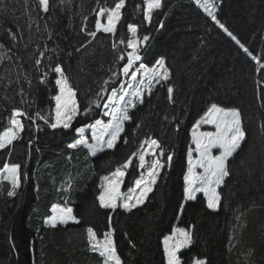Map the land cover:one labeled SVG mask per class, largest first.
I'll return each instance as SVG.
<instances>
[{
	"label": "trees",
	"instance_id": "16d2710c",
	"mask_svg": "<svg viewBox=\"0 0 264 264\" xmlns=\"http://www.w3.org/2000/svg\"><path fill=\"white\" fill-rule=\"evenodd\" d=\"M49 2L47 14L32 10L36 0L0 3V43L10 49L7 55L12 57L0 63V132L8 126L13 108L29 116L39 112L54 117V96L58 94V77L52 71L55 66L63 67L70 77L83 111L109 77V68L118 70L126 63V59L116 60L110 34L98 33L86 49L76 51L90 39L81 31L83 24L94 30L96 0ZM137 4L139 9H135ZM162 5L149 24L143 19L145 0H126L116 39L124 37L125 44L118 47L126 56L131 51L126 47L131 36L129 23L139 26L140 38L149 36L139 44L141 59L134 67L144 64L151 68L163 57L175 103L167 99V84L155 86L151 95H145V102L131 110L132 120L125 123L117 146L95 157L83 147L69 149L67 145L78 139L75 128L96 120L109 122L102 106L93 104V110L78 116L69 130H52L44 120L33 123L21 117L25 130L11 146L10 159L8 149L0 150V167L6 160L21 166V186L15 195H8L12 187L0 179V264H102V258L89 250L85 231L89 226L98 238L110 227L115 230L114 241L123 264H166L163 237L174 227L188 229L192 225L194 243L180 252L182 264H191L194 257L207 258L208 264H264V0L217 2L218 19L260 58V63L244 53L192 0H162ZM9 28L23 34L15 47L7 36ZM45 45L48 51L37 68L38 49L43 51ZM44 72H48L47 82L41 83ZM120 80L125 79L121 76ZM112 86L118 87L119 82ZM104 102L106 99L101 105ZM211 103L239 108L247 130L245 142L230 158L232 173L221 190L218 211L208 209L202 197L183 201L193 125ZM148 136L159 140L166 152L174 153L171 167L161 170L143 205L128 212L101 208L97 200L101 177L115 171ZM138 175L136 167L127 172L122 193ZM69 179L72 187L65 192ZM56 205L71 207L80 222L47 227L45 222Z\"/></svg>",
	"mask_w": 264,
	"mask_h": 264
},
{
	"label": "snow or ice",
	"instance_id": "6c2138e0",
	"mask_svg": "<svg viewBox=\"0 0 264 264\" xmlns=\"http://www.w3.org/2000/svg\"><path fill=\"white\" fill-rule=\"evenodd\" d=\"M64 2L65 0H61V3ZM96 2L97 9L93 10L96 15L94 30H88L87 24H83L81 31L90 39L80 44L76 51L80 52L81 49H86L97 38L98 33L110 34L112 37L111 47L116 53V60L123 61L126 59V63L118 70L109 68V77L103 80L95 93V100L86 105L83 111H81L78 104L77 90L74 89L70 77L63 67L55 66L52 71L58 76L55 79V85L58 86L59 91L54 96V117L51 116V113L41 115L39 112L35 116H29L22 109L13 108L8 126L0 132V150L8 149L9 159L11 157V146H13L14 141L22 138L21 134L25 130V124L21 117L31 120L33 123L36 119L44 120L52 130H69L78 116L87 115L93 110V104L96 108L102 106L105 109L103 115L110 117L109 122L105 124L103 120H96L93 124L75 128L74 131L80 134V138L67 145L69 149L83 147L87 149L89 155L95 156L97 152L103 151L105 148L114 149L117 146L122 133L125 132V122L132 120L131 110L145 102V94L151 95L155 85L163 87L167 84V99L170 103H175L174 87L168 84L170 71L166 67L163 57L158 59L151 68L146 67L144 64H140L139 68L134 67L136 62L141 59L138 51L139 44L149 40L148 35H144L142 38L138 36V25L134 23L127 25V31L131 36L127 39L126 47L130 48L131 51L127 52L125 56V53L119 50L118 45L125 44V39L123 36L118 40L116 39L117 26L124 17L123 10L126 8V0H113L112 5L108 4V0H104L103 4L100 3V0H96ZM193 2L231 40L235 41L244 53L250 56L252 60L260 63V58L253 55L237 36L218 19V5L215 0H193ZM0 3H3V0H0ZM145 4L143 19L151 24L154 12L163 6L162 0H145ZM140 7L141 5L137 4L135 9ZM32 10L37 11L38 14L49 13V0H36ZM28 15L31 19V11L28 12ZM102 18L106 22L102 23ZM83 19L87 21V16ZM160 26L163 27V24L161 23ZM28 27L31 30V23ZM6 32L8 38L13 42V47H15V42L23 39L22 33L18 35L11 28L7 29ZM48 38H52L51 33H49ZM8 51L10 49H6L5 45L0 43V63L4 59L9 61L12 59L11 56L7 55ZM38 51L39 56L35 59L37 68L41 65L42 59L48 51L47 46L45 45L43 51L39 49ZM50 59L51 57H49ZM47 76L48 72H44L40 77V82L46 83ZM121 76L126 77L127 80L121 81ZM28 82L31 83V81ZM116 82H119V86H112ZM109 87L111 89L110 94H108ZM20 95H24L23 89L20 90ZM105 99L106 102L101 105V101ZM262 107H264V104H262ZM165 119L167 120L168 117L165 116ZM202 125H212L214 131H200ZM140 127V124L136 125V129ZM178 127L179 125H177ZM86 128H91L93 131L91 143L84 135ZM261 131L264 132V123L261 124ZM246 135L247 130L244 127L243 115L239 108H225L217 103L210 104L204 114L193 125L192 143L195 148L193 149L191 146L188 148L187 171L183 176V201L185 203L195 201L197 193H203L206 198V207L213 211L219 210L222 200L221 190L226 184V178L232 173L230 158H233L237 150L241 148L242 143L246 140ZM31 143L30 140L29 144ZM124 143H128L127 137H124ZM214 150H217L218 154L214 153ZM194 153H196L195 159L193 158ZM147 156H150L151 159L146 160ZM173 156L174 153L166 152L165 147L156 138L148 136L140 141L136 150L131 152L124 162L116 167L115 171L101 177V191L97 197L99 206L104 209H111L114 212L117 208L131 211L138 205L143 204L160 179L161 170L166 166L171 167ZM162 157L166 158L162 160ZM130 166L136 167L139 170V175L134 177L127 191L122 193L121 185L124 183V177ZM20 167L19 164H11L7 160L0 167V179L8 180L12 185V190L8 193L9 196L15 195V190L21 186ZM197 169L201 171H197ZM71 187L72 181L69 179L63 191L68 192ZM252 206L256 207L257 205L253 204ZM183 209L184 203L180 205L181 212H183ZM241 215L243 213L236 216L237 221H239ZM108 219L111 222L110 216ZM69 221L77 224L80 222L73 215V209L71 207L59 208V206H54L53 215L46 223L52 228H56L58 224H68ZM194 227V225L189 226L188 229L174 227L170 235L163 237V254L166 264H182L178 253L194 243ZM85 231L89 250L102 258V264H123L122 258L116 249L114 229L110 227L108 231L103 233L102 238H98L96 231L90 226ZM231 239L230 237V242ZM191 264H208V260L207 258L194 257Z\"/></svg>",
	"mask_w": 264,
	"mask_h": 264
},
{
	"label": "rangeland",
	"instance_id": "374dc122",
	"mask_svg": "<svg viewBox=\"0 0 264 264\" xmlns=\"http://www.w3.org/2000/svg\"><path fill=\"white\" fill-rule=\"evenodd\" d=\"M219 0H215V2H216V4H217V2H218ZM145 7H146V4H145ZM96 16V15H95ZM103 22H106V20L104 19V18H102V23ZM148 23V22H147ZM138 48H139V46H138ZM131 50V49H130ZM138 62V61H137ZM58 77V76H57ZM124 79L125 80H127V78L126 77H124ZM155 86H157V85H155ZM154 86V87H155ZM58 87V86H57ZM153 87V88H154ZM58 91H59V89H58ZM145 95H148L147 93L145 94ZM105 110V109H104ZM133 110V109H132ZM104 112V111H103ZM106 118H108V120H110V117H107V116H105ZM128 122V121H127ZM126 123V122H125ZM200 131H214V126H212V125H202L201 126V128H200ZM76 135H77V137H78V139L80 138V134L79 133H76ZM84 135H85V137L89 140V142L91 143L92 142V135H93V131H92V129L91 128H86V130H85V133H84ZM106 139H107V137H106ZM191 145H192V148L194 149L195 148V145L192 143V134H191ZM107 150H111V149H107V148H105L103 151H99V152H97V154L96 155H98L99 153H101V152H104V151H107ZM214 153H216V154H218V151L217 150H214ZM95 155V156H96ZM95 156H93V157H95ZM195 157H196V153H194L193 154V158L195 159ZM151 159V157L150 156H147L146 157V160H150ZM197 171H201L200 169H197ZM4 180V179H3ZM4 181H7V182H10V181H8V180H4ZM10 184H11V182H10ZM198 197H202L204 200H205V202H206V198L203 196V193H197V198ZM146 201V200H145ZM145 203V202H144ZM143 203V204H144ZM143 204H141V205H143ZM141 205H138L137 207H139V206H141ZM57 206V205H56ZM137 207H135V208H137ZM59 208H64V207H61V206H59ZM135 208H133V209H135ZM121 210H123V211H125L123 208H120ZM132 209V210H133ZM111 210V209H110ZM213 211V210H212ZM126 212H128V211H126ZM52 215H53V208H52ZM48 221V220H47ZM69 223H74V222H72V221H69ZM59 225V224H58ZM61 225H65V224H61ZM46 226H49V227H51L48 223H46ZM185 249H187V248H185ZM185 249H182L180 252H182L183 250H185ZM180 252L178 253V255L180 254Z\"/></svg>",
	"mask_w": 264,
	"mask_h": 264
},
{
	"label": "water",
	"instance_id": "95a60500",
	"mask_svg": "<svg viewBox=\"0 0 264 264\" xmlns=\"http://www.w3.org/2000/svg\"><path fill=\"white\" fill-rule=\"evenodd\" d=\"M134 160H135V158H134ZM132 167L133 166H130L129 169L127 170V172L130 171ZM184 205H185V203H184ZM178 222H179V220H178ZM178 222H177V224H178Z\"/></svg>",
	"mask_w": 264,
	"mask_h": 264
},
{
	"label": "crops",
	"instance_id": "0c3cea01",
	"mask_svg": "<svg viewBox=\"0 0 264 264\" xmlns=\"http://www.w3.org/2000/svg\"><path fill=\"white\" fill-rule=\"evenodd\" d=\"M8 183H10V182H8ZM10 185H11V184H10ZM11 187H12V185H11ZM17 189H18V188H17ZM47 220H48V219H47ZM47 220H46V221H47ZM45 224H46V222H45ZM47 227H49V226H47Z\"/></svg>",
	"mask_w": 264,
	"mask_h": 264
}]
</instances>
